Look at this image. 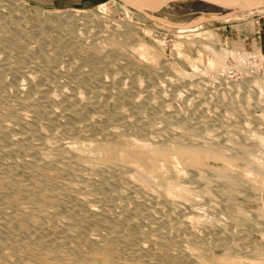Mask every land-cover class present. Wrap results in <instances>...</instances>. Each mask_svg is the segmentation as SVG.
Masks as SVG:
<instances>
[{"label":"rangeland","instance_id":"obj_1","mask_svg":"<svg viewBox=\"0 0 264 264\" xmlns=\"http://www.w3.org/2000/svg\"><path fill=\"white\" fill-rule=\"evenodd\" d=\"M26 1L30 4V11L24 13L19 6L10 5L13 0H0V70L4 71L6 81L21 83L26 96L29 79L46 88L54 98L51 108L57 109L58 115L66 114L73 123L68 125L70 127L55 125L48 113L41 110L42 103L31 104L28 98L20 103L13 102V97L9 98L10 102H0V163L7 165L13 161L35 159L33 166L15 164V167L22 175L33 172L41 184H48L56 190L48 194L49 197H45L47 193L42 191L34 192L30 197L41 201L38 204L31 202L28 196L24 205L42 206L58 212L59 217L65 219V206L60 196L71 194L75 199L84 200L87 207L94 209L97 218L91 223H83L86 232L104 229L106 224H117L120 228L130 225L139 237L137 247L145 241L154 243L153 248L141 250V253L138 250L137 264L143 257L153 260V264H224L217 257L226 252L233 257L243 255L247 264L252 259L256 261V256L250 252L259 245L264 248V192L259 191L262 193L259 194L252 188L241 168L230 175L244 183L231 191L226 180H220L212 171L211 167L222 165L216 161H210V166L200 167L201 170L188 165V171L186 169L183 175L174 168H167L168 172H161L162 177L166 174L174 180H181L195 193L190 201L172 200L165 192L151 190L129 178L131 164L118 158L108 160L95 152H78L73 145L78 141L97 140L106 133L123 141L120 148L126 137L139 133L151 141H168L182 135L179 139L184 142L201 137L216 139L219 133L243 141L248 130L264 133V93L260 94L255 82L258 76L264 81V15L254 14L229 22H206L202 24V31H212L211 37L189 39L153 26L150 20H140L138 11L121 0ZM169 4L172 5H164L162 9L177 18L179 24L174 25H193L195 16L192 12L175 6L174 2ZM104 5L110 10L99 12L91 22L87 23L84 16H76L66 27H59V18L54 13V10L71 8L96 11ZM37 6L53 15L51 22H42L35 16ZM155 12L159 11L151 13ZM112 26L118 28L115 37L106 32L107 29L113 31ZM142 28L151 29L150 33ZM141 39L154 48L149 58L143 60L135 52ZM175 42L181 44L184 53L196 61L198 68L177 53ZM238 42H243L242 48L250 53L246 60L248 69L236 67L234 57L226 59L229 62L227 72L218 73L208 67L212 50L231 51ZM255 47L261 50L260 54L254 52ZM162 60L166 65L161 66ZM168 62H176V66L187 72L186 75L177 72L174 66L171 68ZM133 81L140 84H137L139 88L135 96L140 99L137 103H132L127 96L114 99L108 90H100L93 97L97 84L132 85ZM2 85L0 76V90ZM73 92L80 95L82 105H88L86 118L60 106ZM92 99L95 102L90 105ZM229 106L235 109L234 114L229 113L232 108ZM221 144L231 145L228 140ZM145 165L161 169L162 164L147 160ZM197 170L204 176H199ZM201 188L209 191L213 202L199 193ZM228 195L237 200L236 207L239 205L246 212L245 216H239L238 207L228 209L229 203L225 199ZM4 199L0 196V204ZM223 201L228 204L225 206ZM194 203L203 204L199 205L203 207L206 204L205 208L209 209L203 224L198 227L189 223L191 213L188 207ZM3 215L0 212V220ZM55 223L51 229L57 227ZM222 237L226 246L219 244L218 238ZM113 255L117 260H124L126 251L115 250ZM56 258L58 256L51 260L59 261Z\"/></svg>","mask_w":264,"mask_h":264},{"label":"bare ground","instance_id":"obj_2","mask_svg":"<svg viewBox=\"0 0 264 264\" xmlns=\"http://www.w3.org/2000/svg\"><path fill=\"white\" fill-rule=\"evenodd\" d=\"M129 1L137 2L141 6H143L145 11L144 12L138 11V18L140 20L142 21L150 20L153 26L156 25L159 28H164L165 30H167V32L168 30L169 32L173 31L177 33V37L178 36L188 37L189 39H191L192 37L195 38L198 37L197 39H199V37L202 38L203 36L212 35L213 33L212 31H206V32L202 31L203 29L202 24L204 23H200V21L212 22L214 19H218V20H223L225 22H229L231 20L239 19L241 17L253 16L254 14L264 15V8L249 12L236 13L235 7L221 0H129ZM169 1L171 2L173 1L174 5L179 6V8H185L187 9V11L192 12V14L195 16V20L193 21H197L199 23L191 26H183L184 24L181 26L174 25L173 23L179 24V21L176 20L177 18L173 17L165 8L162 9L164 4L172 5V4H166ZM10 5L19 6V8L24 13L30 11V7H29L30 4L26 0H13V2ZM105 5L99 7L98 10L96 11H84L78 8H71L63 11L54 10V13H56L55 15L58 16L59 18V22H58L59 27L62 26L66 27L68 23H70L76 16H84L86 18L85 21L87 23L91 22L93 17L99 12L103 11L105 13L110 10ZM155 10L159 12H155L154 14L151 13L154 12ZM34 14L42 22L45 21L51 22L53 18V15L48 10H45L39 6L34 8ZM131 19H129V21ZM137 27L138 26H136V28ZM112 28L113 31L112 30L109 31V29H107L106 32H110L111 35L110 34L108 35L113 37L114 35H116V32L118 33V28L113 26ZM124 28L126 29V27ZM141 30L144 29L142 28ZM150 30L151 29L149 30L145 29L144 32L147 31V33L148 32L150 33ZM132 39L134 38L132 37ZM161 42L162 41H160L159 43L161 44ZM129 44H132V42H129ZM242 44L243 42L242 43L238 42V44H235L234 47L235 49L231 51L224 50L223 52H215L216 50L213 51L211 49L213 52V56L208 61V67L211 70H215L218 73L227 72L229 70V65H228L229 62L227 63L226 59L227 57H234L236 59V67L238 66V68L242 67L243 69H246L247 68L246 60L250 55V53L242 48ZM136 45L137 46L135 48L136 50L135 52H137V54L141 56L142 60L143 58L145 59L149 58V55L154 50L153 46H150L149 44L146 43V41L143 40ZM253 45L256 44L253 43ZM175 46L177 49V53L181 57H183L184 59L186 58V60L190 64H192V66L198 68L196 61L193 60L192 57L184 53L186 51H183L182 49L183 47H181V44L177 43ZM132 48L134 49L133 44H132ZM204 48L205 45L203 49ZM211 50L209 52H211ZM260 51L259 48L255 47L254 52L257 55L260 54ZM199 58L201 57L199 56ZM172 59H170V61ZM160 63L162 66L163 64H165V61ZM168 63H171V65L169 64L171 68L174 66L177 72L186 75L187 72H185L182 68L176 66L177 65L176 62H168ZM173 63L175 64L172 65ZM156 65H158V62ZM200 65H202L201 60H200ZM243 69L241 70L243 71ZM0 76L3 80V85L0 90V102L1 101L10 102L11 100H9V98L13 97V102L20 103V102H24L25 98H28V102L31 104H36L41 102L43 105V108H41V110L48 113V115L51 117L55 125L57 126L63 125L64 127H70L68 125L70 123H73L69 121V119L66 117V114L58 115L59 114L58 110L53 107L51 108V105L54 103V98L48 93L46 88L35 83L34 80L29 79L28 84H30V86L28 88L27 91L28 94L26 96L24 89L21 86L22 85L21 83H20L21 85L14 84L15 82L10 83L9 81L5 80L4 71L2 69L0 70ZM258 78L260 79L261 77L258 76ZM259 79L258 80L255 79V82L257 83L259 92L262 95L264 93V81H262L263 78L262 80ZM133 82L134 83H132V85L128 84L129 86L112 85V84L107 85L106 83L97 84L96 86L97 89L94 90L93 97L98 95L100 90H104V91L108 90L109 92L110 91L112 92L114 99L118 100L121 96H127L131 99L132 103H137V101L140 99H138L135 96H137L136 91L139 88L140 84H138L135 81ZM140 88H142V86ZM162 100L163 99H161V101ZM81 102L82 99L80 98V95L78 96L73 92V94H71L65 100V102H63L64 105L61 103L60 106L66 108V110L75 111L80 118H86L85 116L88 115V111H89L88 105H82ZM94 102L95 101L92 99L89 102V104L91 105ZM154 102H156V100ZM166 103L167 102H165L164 104ZM234 112L235 109H233L232 107L231 110H229V113L234 114ZM263 119H264V113H263ZM3 127L6 130L8 129L7 125H3ZM139 134L135 135L134 133L135 135L134 137L131 138L126 137V141L125 143H123L124 146L121 148L120 146H122L121 143L123 141L112 138L113 137L112 133L103 134L97 140L95 139L92 141H78L73 145V148L75 151L78 152H87V151L95 152L97 156L101 155L103 157H106L108 160H114L115 158H118L124 163L131 164L133 168L130 169L131 173L129 174L130 175L129 178H134L138 180L141 186L148 187L151 190H158V192H165V194H167L169 198L172 200L174 198H180L183 199L184 201H190V199L193 198L192 195L195 194L193 192L194 190L192 187L188 186L186 183H184L181 180H174L166 176V174L162 177L161 172L166 173L168 172V169L171 167L174 168L175 170H178L179 172H181V175H183V173L187 169L186 166L192 165L202 168L204 166H210L209 162L212 160L222 164L220 166L211 167V168L213 169L212 171L216 173V175L219 177L220 180L221 179L226 180L227 182L226 185L228 184V189H230V191L235 186L244 183V181L241 182L242 181L241 179H234L230 175L231 172L236 171L237 168H241L245 176L244 178L251 183L252 188L254 190H257L258 193L259 191L264 192V133H262L261 131L258 130H248V132L246 131L245 135H243L245 139L243 141L237 139L235 140L228 136H221L222 134L220 135V133L216 139L209 140L208 138L201 137V138L191 139L186 142L181 141V139H179L182 138V135H177L173 138L171 137V139H169L168 141H164V140L151 141V139H146L144 138V136H141L142 134L141 135ZM19 139L22 140L21 137H19ZM20 140L19 143L21 142ZM225 140H228L231 143L229 147L221 144V142H224ZM147 160H152L155 163L159 162L160 164H162L161 169L147 168L145 165ZM242 163L244 165H242ZM15 164L16 165L22 164L21 166H25V164L28 165L30 164L33 166L36 164V161L35 159L29 158L26 160L24 159V160L13 161L9 164L7 163V165L1 164L0 166V196H4L5 198L4 201H2L0 204V212L4 213L3 215L4 217H2L0 220L1 221L0 222V264H137L136 259L138 257L139 251L141 253L143 250L153 248L154 243H152L151 241H145L143 244H140V247H137L139 237L136 235L135 230L131 228L130 225L125 228H120L117 224H106L104 225V229H98V230L96 229L91 231L90 233L86 232L85 230H83V226H84L83 223L85 224L91 223V220L95 221L97 219V218L95 219L96 213L94 209H91L85 205L84 200L80 198L75 199V197L70 196L71 194H64L63 196H60V199L62 200L65 206V212H66V214L64 215L65 219H61L59 217L61 215L58 212H54L49 209H44L42 206L26 207L24 205L25 204L24 200H26L28 196L31 202H37L38 204V202L41 201V199H37V198L34 199L30 197L35 194L34 192L42 191L43 193H47L45 194V197H49L48 194L54 193L56 190L48 184H41V181L33 172H26V173L24 172V174H26L25 176L24 174L23 175L20 174V172L18 171L19 169L15 167ZM201 168L199 170H201ZM198 175L202 177L204 176L201 173V171H199ZM224 182L225 181H223V183ZM199 193L209 198L208 200H212L209 191L206 190L205 188H201ZM225 199L227 200L229 205H227L228 204L227 202L224 201L223 202L224 205L227 203L226 205L229 206L228 209L230 207H235V208L238 207L237 210L239 211L238 213L239 216L246 215V212L243 209L239 208V205H237L236 207L237 202L235 201L237 200H234L233 196L228 195V197H225ZM213 201L214 200L210 202ZM212 204L209 205L212 206ZM196 205L199 206L203 204L196 203L195 205L192 204L188 207V210L191 213V216L189 217V223L192 227H195L196 225L198 227L199 224L203 222L202 220L205 217V215H208L206 214V212L208 213L209 210L208 208H205V206L197 207ZM50 219L52 220L53 223L49 221ZM55 221L57 223H55ZM238 222L239 221L237 222L235 221V223ZM54 223L55 225H57V227L55 229H51L50 227ZM188 231L190 232L191 229H189ZM224 239H225L224 237L218 238L219 244L222 246H226L225 245L226 241ZM191 248L195 249L194 247ZM115 250L126 251V257L124 258V260H117L113 257L114 256L113 253L115 252ZM250 253L256 256V258H254L256 259V261L250 259L251 261L249 264H264V248L260 247V245L259 247L258 246L253 247V250ZM237 255L233 257L231 256L230 252H226L222 256L217 257V260L220 263H224V264L228 262L230 264H247L245 262V258L242 257L243 255L242 256L241 255L237 256ZM55 256H58V258L56 259H59V261L51 260ZM141 257L142 255L139 256V259ZM247 260L249 259L247 258ZM138 264H153V260H151L148 257L147 258L143 257L142 259L139 260Z\"/></svg>","mask_w":264,"mask_h":264},{"label":"water","instance_id":"obj_3","mask_svg":"<svg viewBox=\"0 0 264 264\" xmlns=\"http://www.w3.org/2000/svg\"><path fill=\"white\" fill-rule=\"evenodd\" d=\"M121 1L124 2L125 4L129 5V6L133 7L137 11H141V12L145 11L143 6H141L137 2L129 1V0H121ZM221 1H224L225 3L235 7L236 13L237 12L238 13L239 12H249V11H254V10L264 8V0H221ZM170 2L171 1H169L166 4H169ZM214 20H218V19H214ZM206 22H209V21H200V23H206ZM192 23H193V25H195V24H198L199 22L193 21Z\"/></svg>","mask_w":264,"mask_h":264}]
</instances>
